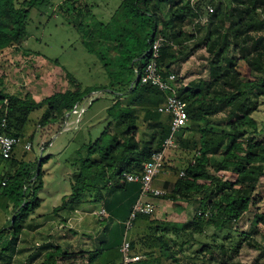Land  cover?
I'll use <instances>...</instances> for the list:
<instances>
[{
    "label": "trees",
    "instance_id": "1",
    "mask_svg": "<svg viewBox=\"0 0 264 264\" xmlns=\"http://www.w3.org/2000/svg\"><path fill=\"white\" fill-rule=\"evenodd\" d=\"M56 1L0 0V51L22 48L31 10ZM198 1L121 0L114 14L120 20L116 38L108 36L105 25L95 35L94 43L83 41L91 51L104 39L109 43L108 62L103 64L109 75L102 86L83 87L61 66L62 76L73 88L36 101L29 92L21 95L6 91L0 75V121L5 118L6 132L16 137H24L30 114L37 107L45 106L38 124L44 127L62 121L89 93L104 90L110 99L105 108L107 123L101 132L94 137L91 128L81 127L75 134L76 148L68 158L72 167L70 191L53 208L60 217L57 212L62 209L97 203L108 214L102 218L107 239L92 250L70 251L67 243L52 244L35 264H58V257L71 252H86L85 264H115L119 258L121 263L119 246L125 229L118 215L122 209L130 212L139 194V183L127 182L123 175L140 171L169 134L171 118L157 109L164 93L142 84L136 73L144 65L138 66V60L146 59L148 48L159 37L158 65L164 75L174 72L179 78L171 63L179 56L189 57L201 46L207 52L206 75L178 82L177 93L187 102L188 120L177 133L176 142L178 149L190 155L181 166L170 167L174 179L165 183L166 193L159 197L170 201L176 213L192 204L196 208L184 222L139 214L135 222L139 220L147 227V232L138 237L144 247L143 258L130 264H164L167 260L190 264V260L207 257L205 252L211 260L214 250L224 257L238 252L242 240L247 239L244 233L234 236L232 228L250 209L253 193L264 176V124L253 115L264 102V0H201L205 6H213L214 12L200 37L196 31L201 14L195 8ZM165 11L167 17H163ZM189 24L194 31L186 30ZM93 32L97 33L96 29L84 35L92 36ZM14 152L9 158L0 153V200L8 216L0 227V264H11L24 226L33 227L28 219L41 204L37 191L43 185V159L25 161L16 158ZM180 171L184 172L182 176ZM252 222L255 230L261 226L264 231V211L255 212ZM208 230H212L211 241L195 238ZM247 240L264 250L253 238ZM196 242L201 244L200 249L189 253ZM134 243L130 240L131 249ZM35 252L31 251L23 264H32Z\"/></svg>",
    "mask_w": 264,
    "mask_h": 264
},
{
    "label": "rangeland",
    "instance_id": "2",
    "mask_svg": "<svg viewBox=\"0 0 264 264\" xmlns=\"http://www.w3.org/2000/svg\"><path fill=\"white\" fill-rule=\"evenodd\" d=\"M120 3L121 0H58L54 5L34 7L29 15L28 36L22 42V48L9 47L0 51V75L3 77L2 85L6 91L19 92L21 95L29 92L36 101H41L55 92L72 89V84L61 74V66L70 72L83 87L96 88L107 83L109 74L103 64L108 62L109 58L108 41L104 39L102 45H96L92 51L87 47L88 43L85 44L83 41L94 43L95 35H98L100 28L105 25L108 26V36L112 40L116 38L115 33H118L120 28V20L119 16L114 14ZM197 4L195 8L201 13V17L196 16L199 18L196 31L198 29L197 34L200 37L206 33L208 27L205 22L207 20L205 1L199 0ZM167 16V11L163 12V17ZM92 29H96L97 33L93 32L92 36L88 33L89 36L85 37V32ZM186 30L194 31L193 25L186 26ZM206 55L204 46H201L196 48L189 57L179 56V59L171 63L173 70L179 75L180 80L177 83H187L191 79L205 76ZM234 55L238 56L236 53ZM145 61V57H141L138 60V66ZM240 66L243 75L247 76L248 72L243 64L240 63ZM94 97L98 98L92 101ZM108 97L104 90L89 93L84 100V108L87 106V109L83 113L73 114L67 121L63 119L44 127H39L38 124L45 106L35 108L30 114L31 119L27 123L22 138L25 141L29 139L32 148L25 150L22 146H17L14 155L16 158H24L25 161L43 159L41 165L43 185L37 191L41 204L31 215L33 219L30 220L31 217L28 219L33 227L30 229L27 225L24 226L18 241V250L11 264H23L26 256L31 251H36L32 261V264H35L42 259L44 252L49 250L52 244L64 245L72 242L70 251H80L81 248L88 246V234H97L99 230L106 228V221L98 215L100 207L97 203L87 202L74 210L62 209L57 212L61 218L56 216L53 208L60 205L62 197L70 191L72 167L68 158L76 148L74 136L81 127L91 128L94 137L101 132L107 123L105 108L110 102ZM90 99L92 103L89 104ZM253 115L264 124V102ZM189 155L177 147L166 152L164 162L167 167L165 168H168L170 173L166 175V178H160L162 185L174 179V173L172 174L170 167L181 166ZM35 168H38L36 163ZM159 199L162 201L157 206V211L151 215L152 219L164 216L169 221L184 222L191 217L196 208V205L192 204L181 213H176L172 210L170 201ZM257 211H264V176L261 177L253 193L250 209L232 228L234 236L244 233L248 236L247 239L253 238L264 246V231L261 226L260 229L255 230V224L252 222L253 215ZM128 215L129 209L126 208L122 209L118 216L122 218L121 221H124ZM6 217L8 216L5 215L2 200H0V227L6 222ZM211 231L208 230L206 234L195 238L198 241L209 242ZM102 237L101 241L107 239L106 235ZM247 239L242 240L236 253L230 252L222 257L216 249L211 260L210 255L205 252L207 257L190 260V264H264L262 247L248 243ZM136 243L137 246H141L139 241ZM200 247L201 244L196 242L191 245L188 252L196 251ZM178 256L183 257L181 254ZM86 259V252L82 254L71 252L58 257V264H85Z\"/></svg>",
    "mask_w": 264,
    "mask_h": 264
},
{
    "label": "built area",
    "instance_id": "3",
    "mask_svg": "<svg viewBox=\"0 0 264 264\" xmlns=\"http://www.w3.org/2000/svg\"><path fill=\"white\" fill-rule=\"evenodd\" d=\"M205 12L208 20V16L214 12L213 6L207 4L205 6ZM207 20L205 22H207ZM161 41V37L153 40L151 46L147 50L148 56L146 57L142 69L136 70V73L137 79H139L142 84H149L157 87L164 93V99L158 105L157 109L159 112L169 115L171 118L169 134L162 141L161 147L153 151L149 158L143 163L140 171L127 172L123 175L127 182L139 183V194L128 217L123 222L125 231L119 246V251L122 257L120 264H130L143 257L142 255L132 253L128 232L132 228L133 222L139 214L151 216L157 211L158 205L153 199H158L160 196L164 195L166 189L154 186V179L162 172L166 171L164 167L166 152L169 149L177 147L176 135L180 129L186 125L188 120L186 111L187 102L177 93L179 85L177 83V75L174 72L164 75L163 69L158 65ZM84 104L83 101L82 104L77 105L70 112H67L64 119L67 121V119L73 116V114H79L80 112L83 113L86 109L84 108ZM38 126L41 127L40 125ZM6 127V119L2 118L0 121V153L4 158H9L17 146H22L25 150H30L32 148L29 139L25 141L21 137L8 134L5 130ZM183 174V171L179 172L180 176ZM2 184L4 185L5 182L3 181ZM98 215H100L101 218H104L108 214L104 208H100Z\"/></svg>",
    "mask_w": 264,
    "mask_h": 264
},
{
    "label": "crops",
    "instance_id": "4",
    "mask_svg": "<svg viewBox=\"0 0 264 264\" xmlns=\"http://www.w3.org/2000/svg\"><path fill=\"white\" fill-rule=\"evenodd\" d=\"M30 119H31V117H29ZM16 149V148H15ZM15 149H14V151H15ZM15 153V152H14ZM168 168H165V170L166 171H164V172H162L158 177H156L155 179H154V182H153V184H154V186H157V187H163L164 188V185H162V183H161V179L160 178H162V177H167L166 175H168L170 172H169V169L167 170ZM162 175V176H161ZM156 203H157V205L159 206L160 205V203H161V201L162 200H160V199H153ZM157 219H165L166 217H164V216H161V217H156ZM155 218V219H156ZM122 220V219H121ZM120 219H118V221L120 222V223H122L123 224V226H124V221H121ZM126 220V219H125ZM106 224V223H105ZM104 230V228H102L101 230H99V231H101V233L99 234V231H98V233L96 234V233H90V234H88V237H87V239H88V246L86 247V248H81V250H92V249H98V248H100V246H102V245H100L101 244V240L103 239V237H102V235H106V233L107 232H104L103 231ZM71 231V230H70ZM103 231V232H102ZM72 232H73V229H72ZM71 232V233H72ZM147 232V227H146V224H144V223H141L139 220L138 221H134V223H133V226H132V228L129 230V232H128V238L130 239V240H134V249L132 248V251H133V253H135V254H139V255H143L142 254V251L144 250V247L143 246H137V243H136V241H139L140 242V240H138V237H141V235H143L144 233H146ZM124 235V234H123ZM123 238V237H122ZM120 244H121V242H120ZM140 244H141V242H140ZM71 245H72V242H67V246L68 247H71ZM87 257H88V254H87ZM143 258V257H142ZM87 260V259H86ZM86 263V262H85ZM115 264H120V258H119V260H117L116 262H115ZM164 264H170V261L169 260H167V261H165L164 262Z\"/></svg>",
    "mask_w": 264,
    "mask_h": 264
},
{
    "label": "bare ground",
    "instance_id": "5",
    "mask_svg": "<svg viewBox=\"0 0 264 264\" xmlns=\"http://www.w3.org/2000/svg\"><path fill=\"white\" fill-rule=\"evenodd\" d=\"M148 55V54H147Z\"/></svg>",
    "mask_w": 264,
    "mask_h": 264
}]
</instances>
